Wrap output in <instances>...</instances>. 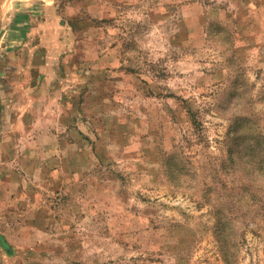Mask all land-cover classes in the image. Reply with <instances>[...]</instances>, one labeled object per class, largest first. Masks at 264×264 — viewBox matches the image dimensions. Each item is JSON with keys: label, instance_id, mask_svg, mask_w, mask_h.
Returning a JSON list of instances; mask_svg holds the SVG:
<instances>
[{"label": "rangeland", "instance_id": "obj_1", "mask_svg": "<svg viewBox=\"0 0 264 264\" xmlns=\"http://www.w3.org/2000/svg\"><path fill=\"white\" fill-rule=\"evenodd\" d=\"M0 264H264V0H0Z\"/></svg>", "mask_w": 264, "mask_h": 264}]
</instances>
